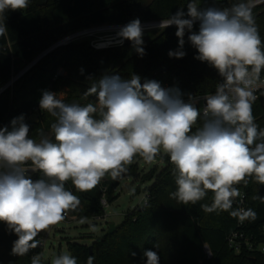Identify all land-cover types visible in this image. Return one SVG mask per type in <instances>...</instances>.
<instances>
[{
  "label": "clouds",
  "instance_id": "obj_1",
  "mask_svg": "<svg viewBox=\"0 0 264 264\" xmlns=\"http://www.w3.org/2000/svg\"><path fill=\"white\" fill-rule=\"evenodd\" d=\"M30 0H0V18L8 11L26 9ZM254 0H236L230 7L201 8L187 4V16L178 10L155 27L175 25L178 48L169 57L183 58L184 36L198 55L214 68L220 80L215 92L202 97L203 108L189 96L186 102L178 87H162L158 81L133 74L130 79L104 75L85 95L96 103H66L62 94L43 91L40 109L55 117L50 132L41 130L39 140L30 138L29 125L20 116L11 128L0 127V222L17 236L12 255L25 256L40 246L37 237L65 219L79 206V198L66 188L88 192L110 175L121 177L134 158L153 162L161 152L174 166L176 190L184 205L196 204L212 193L206 211H230L241 222L255 220L252 209L237 207V185L249 178L264 185V129L255 121L256 92L264 88V41L253 15ZM199 21L198 32L192 31ZM6 25L0 19V36ZM118 35L145 55L143 27L139 19L122 27ZM83 71V69H81ZM199 121L202 124L196 127ZM195 129V130H194ZM29 168L42 173L33 181ZM133 256L136 254L133 252ZM146 264H159L156 251L146 250ZM89 256L87 264H93ZM31 264H41L34 255ZM51 264H77L68 253Z\"/></svg>",
  "mask_w": 264,
  "mask_h": 264
},
{
  "label": "trees",
  "instance_id": "obj_2",
  "mask_svg": "<svg viewBox=\"0 0 264 264\" xmlns=\"http://www.w3.org/2000/svg\"><path fill=\"white\" fill-rule=\"evenodd\" d=\"M189 2L49 0L46 6H38L37 0H30L26 9L6 11L0 18L6 25L5 34L0 36V127L10 129L14 118L27 116L48 87L56 93L64 92L66 103H94L96 97L85 93L104 75L130 79L136 74L142 84L146 80H167L191 96L215 91L220 77L214 68L195 58L198 52L188 41L187 30L184 36L186 55L179 59L169 57V51L179 46L175 25L149 31V36L143 39L146 54L142 57L129 40L122 46L103 50L92 48L88 41L58 46L7 86L42 53L77 31L99 25L128 24L135 19L140 22L163 20L181 9L187 19ZM235 2L205 0L198 6L225 8ZM253 15L264 41V2L255 5ZM198 30L199 21L194 23L192 31ZM59 67L64 68L66 75L54 80ZM253 114L258 126L264 129V97L254 102ZM53 122L55 117L42 111L37 121L28 124L30 138L39 140L41 130L50 131ZM201 124L199 121L196 127ZM159 158L160 166L154 165L143 173L140 157H136L121 177L112 179L106 175L103 183L88 192L77 191L71 181L66 183V188L79 198V206L70 210L79 219L104 216L103 194L108 203L117 200L124 178L150 183L146 186L147 202L128 212L119 225L104 232L98 241L90 245L73 240L67 242L69 254L77 259V264H87L89 256L94 257L93 264H146V250L157 252L159 264H264V253L246 249L236 253L229 247L226 239L236 228V217L230 211H206L203 206H211V192L196 204L184 205L173 197L176 190L174 166L167 154ZM104 186L107 187L105 193ZM237 187L245 192L248 209L256 213L254 221L248 220L246 232L264 241V185L249 178L247 183ZM16 239L17 236L0 222V264H31L27 255H12ZM204 246L210 249V259L204 253ZM41 264L50 263L42 261Z\"/></svg>",
  "mask_w": 264,
  "mask_h": 264
},
{
  "label": "built area",
  "instance_id": "obj_3",
  "mask_svg": "<svg viewBox=\"0 0 264 264\" xmlns=\"http://www.w3.org/2000/svg\"><path fill=\"white\" fill-rule=\"evenodd\" d=\"M254 2H255V5H258V4L263 3L264 0H254ZM161 21L162 20L141 22V25L143 27V31H151V30L160 29L159 27H155L154 25H158ZM126 25L127 24L99 25V26L89 27L87 29L77 31V32L67 36L66 38L60 40L58 42L59 43L58 46L66 45V44H69L72 42H79V41H88L90 46L96 50H103V49H106L109 47H114V46H122L126 42V39L122 40V38L118 35V33H119L120 29ZM109 27H113V28L117 29V33L114 36H109V35L101 36V35H99L100 33L106 31V29ZM85 38H87L88 40ZM65 75H66V72H65L64 68L59 67L56 74H55L54 80H56L59 76H65ZM219 80H218V82H219ZM261 80L264 81V72H262V74H261ZM159 83L161 84L162 87H165V88L176 87L175 85L171 84L167 80L159 81ZM47 91L55 92L51 87H48ZM180 91H181V89H180ZM214 92L215 91H213L211 93H207V94L192 95V96L184 94L183 92L182 93L184 94L183 99L186 102L188 101L189 96H191L198 101L197 107H200L202 109L203 105L205 104V101L202 99V97H204L205 95H208V94H213ZM59 94H62L63 97H65L64 92L58 93V95ZM256 96H257L256 100H258L260 97H264V88H260L256 92ZM95 103H96V100H95ZM41 114H42V110L40 109L39 101H38V103L30 110L29 114L24 117V122L29 124L33 121H37ZM27 176L35 181V180H39L42 178V173H40L39 171H32L29 168V170L27 172ZM104 181L105 180L102 179L100 183H103ZM106 188H107L106 186L103 187L104 193L106 191ZM239 191L241 193V196L238 197L234 201L233 207H234V209L237 207H243L244 209L247 210L248 207L246 204V194L241 189H239ZM146 202H147V195L145 194V197H144L142 204H145ZM101 204H102L104 209L106 207H108V205H109V203L105 197V194H103V197L101 199ZM64 220H66V221L72 220V215H71L70 211L66 214ZM247 225H248V220L241 222L239 220V218L236 217V228L232 232L229 233V235L227 236V239H226L229 247L231 249H233L236 253H239L243 249H246L248 251H258V252L264 253V241H258L254 235L248 234L246 232ZM57 229H58L57 225H55V226L51 227L48 231L42 232L37 237V239L40 240L41 243H40L39 247L31 250L27 254V256L30 258V260L32 259V257L34 255L39 254L41 256V262L42 261L49 262L48 260H46V258L44 256V252L46 250L47 242L51 239L52 232L54 230H57ZM205 255L208 259H210L212 257V254H211L208 246H205Z\"/></svg>",
  "mask_w": 264,
  "mask_h": 264
},
{
  "label": "rangeland",
  "instance_id": "obj_4",
  "mask_svg": "<svg viewBox=\"0 0 264 264\" xmlns=\"http://www.w3.org/2000/svg\"><path fill=\"white\" fill-rule=\"evenodd\" d=\"M146 1L149 2L151 0ZM203 1L205 0H196L197 4H200ZM116 33L117 29L109 27L99 35L114 36ZM148 33L150 32L143 31L142 39H146V37L149 36ZM161 154L164 153L161 152ZM160 155H158L151 163H147L142 158L139 159V165L140 168L143 169V173L148 172L154 165L160 166ZM149 184L150 183L141 184L139 181H133L132 178H124L118 189L119 197L113 203H109L108 207L104 209L105 215L103 217L79 219L76 213H71L72 220H63L57 224L58 229L52 232L51 239L47 242L46 250L44 252L46 260L51 264L52 259L57 255L62 253L69 254L67 247L68 241L73 240L87 245H90L94 241H98L104 232L119 225L128 212H131L136 207L142 205L146 194V191L144 193L143 189ZM138 188H140L139 192L137 191ZM203 250L205 253V246Z\"/></svg>",
  "mask_w": 264,
  "mask_h": 264
},
{
  "label": "water",
  "instance_id": "obj_5",
  "mask_svg": "<svg viewBox=\"0 0 264 264\" xmlns=\"http://www.w3.org/2000/svg\"><path fill=\"white\" fill-rule=\"evenodd\" d=\"M49 0H37V5L38 6H46ZM59 43H56L54 46H52L50 49L42 53L39 57H37L27 68H25L19 75L14 77L10 83H8L7 86L11 85L19 76H21L25 71H27L31 66H33L36 62H38L43 56H45L47 53L55 49ZM2 91V90H1ZM0 91V92H1ZM146 188L143 189V192L145 193ZM92 249V246H90V250Z\"/></svg>",
  "mask_w": 264,
  "mask_h": 264
}]
</instances>
